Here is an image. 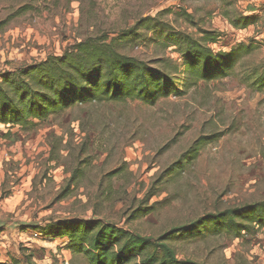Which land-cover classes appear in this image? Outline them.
Instances as JSON below:
<instances>
[{
	"label": "rangeland",
	"instance_id": "rangeland-1",
	"mask_svg": "<svg viewBox=\"0 0 264 264\" xmlns=\"http://www.w3.org/2000/svg\"><path fill=\"white\" fill-rule=\"evenodd\" d=\"M145 18L153 21L137 26ZM238 18L257 22L234 28ZM0 23V76L134 26L137 40L121 53L170 67L181 64L166 48L175 34L209 33L214 52L254 48L227 78L151 106L85 105L35 127L0 125L1 262L88 264L69 241L43 233L51 224L98 220L155 240L264 202V89L244 80L264 71V0H0ZM200 138L208 143L191 158ZM249 228L237 237L209 224L168 245L198 264H264V228Z\"/></svg>",
	"mask_w": 264,
	"mask_h": 264
},
{
	"label": "trees",
	"instance_id": "trees-1",
	"mask_svg": "<svg viewBox=\"0 0 264 264\" xmlns=\"http://www.w3.org/2000/svg\"><path fill=\"white\" fill-rule=\"evenodd\" d=\"M149 21L153 20L145 18L137 26L147 27ZM256 22V18L229 20L231 26L237 28L240 25L241 29ZM135 27L110 41L106 38L85 39L61 56H49L44 61L1 74L0 125L20 129L35 127L85 105L140 101L151 106L159 98L183 95L200 83L227 78L236 63L254 49L241 45L228 53L214 52L211 45L217 40L209 33H204L200 40L175 34L167 40L171 45L166 48L177 49L181 64L170 67L162 61L146 62L121 53V45L137 40L131 39L133 34L138 37L133 32ZM2 28L0 23V32ZM260 45L264 46V43ZM244 80H251L256 92H263L264 71L248 73ZM207 143V138L198 139L189 151L191 158ZM225 220L231 225L230 229L224 224ZM209 224L231 231L237 237L246 234L251 226L263 229L264 202L205 216L155 240L98 220L51 224L43 233L69 241L71 254L83 255L88 264H198L178 260L168 239L181 233H201ZM24 259V264H35L30 256ZM0 264L22 263L11 259L10 262L0 261Z\"/></svg>",
	"mask_w": 264,
	"mask_h": 264
}]
</instances>
